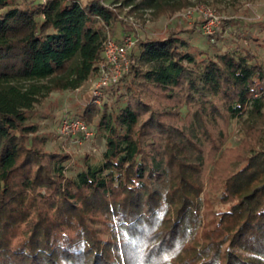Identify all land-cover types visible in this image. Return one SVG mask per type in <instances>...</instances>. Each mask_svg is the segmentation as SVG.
I'll return each mask as SVG.
<instances>
[{
    "label": "trees",
    "instance_id": "1",
    "mask_svg": "<svg viewBox=\"0 0 264 264\" xmlns=\"http://www.w3.org/2000/svg\"><path fill=\"white\" fill-rule=\"evenodd\" d=\"M116 20L105 0H0V264H264L256 36L211 53L173 31L137 39L127 71L76 114L100 157L46 148L36 105L96 72ZM232 122L257 143L228 144Z\"/></svg>",
    "mask_w": 264,
    "mask_h": 264
},
{
    "label": "rangeland",
    "instance_id": "2",
    "mask_svg": "<svg viewBox=\"0 0 264 264\" xmlns=\"http://www.w3.org/2000/svg\"><path fill=\"white\" fill-rule=\"evenodd\" d=\"M105 1L118 18L108 29L107 36L121 39L125 34H130L135 39L133 49L137 39L165 36L173 31L187 40L191 49L211 53L231 45L236 37L244 41L243 34L257 37L255 40L248 38L251 39L248 42L264 59V29L261 28L264 0H186L185 6L163 12L153 11L152 8H135L133 5L137 0L131 3L124 0ZM237 24L242 28H238ZM95 79L96 72L73 90L53 91L33 111L40 133L47 136L46 148L68 152L72 162L77 164L85 155L97 160L104 149V140L94 135V129L88 123L93 130L89 138H84L81 133H61L58 125L61 117L77 116L88 102L93 101L91 88ZM103 95L98 102L93 101L94 104H99ZM146 97L155 105L159 103L169 108L157 94L146 92ZM242 127L240 122H232L231 134L226 142L235 147L245 146L244 150H247L249 145L257 143V139L244 135Z\"/></svg>",
    "mask_w": 264,
    "mask_h": 264
},
{
    "label": "built area",
    "instance_id": "3",
    "mask_svg": "<svg viewBox=\"0 0 264 264\" xmlns=\"http://www.w3.org/2000/svg\"><path fill=\"white\" fill-rule=\"evenodd\" d=\"M45 1V0H41ZM134 38L125 34L121 39H114L109 36L103 41L101 54L97 60L96 79L92 85V99L95 102L100 100L105 86L118 82L130 65L129 52L134 44ZM59 131L64 134H83L84 138L93 135L90 126L78 116L64 115L59 121Z\"/></svg>",
    "mask_w": 264,
    "mask_h": 264
}]
</instances>
